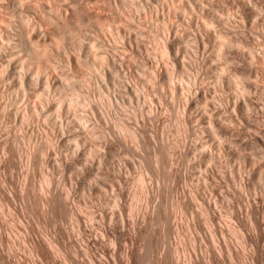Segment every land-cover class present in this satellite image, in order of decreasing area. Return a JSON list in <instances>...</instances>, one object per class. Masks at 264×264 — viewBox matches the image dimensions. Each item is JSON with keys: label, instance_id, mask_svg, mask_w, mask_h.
<instances>
[{"label": "rangeland", "instance_id": "374dc122", "mask_svg": "<svg viewBox=\"0 0 264 264\" xmlns=\"http://www.w3.org/2000/svg\"><path fill=\"white\" fill-rule=\"evenodd\" d=\"M0 264H264V0H0Z\"/></svg>", "mask_w": 264, "mask_h": 264}, {"label": "bare ground", "instance_id": "6f19581e", "mask_svg": "<svg viewBox=\"0 0 264 264\" xmlns=\"http://www.w3.org/2000/svg\"><path fill=\"white\" fill-rule=\"evenodd\" d=\"M148 254V253H147ZM147 254H145V255H147ZM144 259V258H143Z\"/></svg>", "mask_w": 264, "mask_h": 264}]
</instances>
